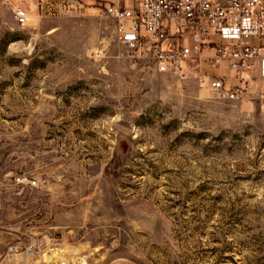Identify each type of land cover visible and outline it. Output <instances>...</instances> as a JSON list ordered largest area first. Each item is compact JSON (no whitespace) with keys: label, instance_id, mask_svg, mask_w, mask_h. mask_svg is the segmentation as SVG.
<instances>
[{"label":"rangeland","instance_id":"1","mask_svg":"<svg viewBox=\"0 0 264 264\" xmlns=\"http://www.w3.org/2000/svg\"><path fill=\"white\" fill-rule=\"evenodd\" d=\"M99 11L0 16V264H264V110Z\"/></svg>","mask_w":264,"mask_h":264},{"label":"built area","instance_id":"2","mask_svg":"<svg viewBox=\"0 0 264 264\" xmlns=\"http://www.w3.org/2000/svg\"><path fill=\"white\" fill-rule=\"evenodd\" d=\"M82 1L99 6V14L114 21L115 35L132 62L179 77L194 72L200 86L228 99H253L264 110V0H66ZM39 2L0 0V16L7 10L23 25L30 11L37 7L39 12ZM224 60L231 75L202 67Z\"/></svg>","mask_w":264,"mask_h":264},{"label":"trees","instance_id":"3","mask_svg":"<svg viewBox=\"0 0 264 264\" xmlns=\"http://www.w3.org/2000/svg\"><path fill=\"white\" fill-rule=\"evenodd\" d=\"M59 4H61L63 9H67L68 6L74 8L78 13H83L85 9L90 8L94 5H80L79 3L70 4L66 0H47L45 3L40 0L39 2V12L42 14H57L59 11Z\"/></svg>","mask_w":264,"mask_h":264},{"label":"water","instance_id":"4","mask_svg":"<svg viewBox=\"0 0 264 264\" xmlns=\"http://www.w3.org/2000/svg\"><path fill=\"white\" fill-rule=\"evenodd\" d=\"M263 52H264V50H263Z\"/></svg>","mask_w":264,"mask_h":264}]
</instances>
